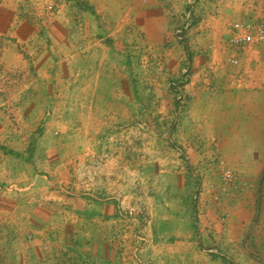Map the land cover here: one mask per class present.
<instances>
[{
  "label": "rangeland",
  "instance_id": "rangeland-1",
  "mask_svg": "<svg viewBox=\"0 0 264 264\" xmlns=\"http://www.w3.org/2000/svg\"><path fill=\"white\" fill-rule=\"evenodd\" d=\"M230 3L0 0V264H264V150L227 138L256 47Z\"/></svg>",
  "mask_w": 264,
  "mask_h": 264
},
{
  "label": "crops",
  "instance_id": "crops-1",
  "mask_svg": "<svg viewBox=\"0 0 264 264\" xmlns=\"http://www.w3.org/2000/svg\"><path fill=\"white\" fill-rule=\"evenodd\" d=\"M230 4L234 5V8L236 6V0H232ZM239 6L238 8L241 10L239 15H242L243 19L242 23L252 22L248 19L250 16H252L253 20H264V0H242ZM231 12L234 11L231 10ZM239 57L240 64L235 67L236 69L233 71V75L229 76V78L227 77L229 85L227 98L229 101L225 107L229 109L230 113L228 121H226L228 124L227 138L228 140H233L235 148L239 149V152L242 149L244 150L240 152L242 155H255L260 153L256 152V150H264V43L256 45V47L243 49ZM198 74L200 75V73ZM221 80L224 81V79ZM217 83H221L218 77L216 86ZM231 132L232 136L230 137ZM260 141H263L262 146H260ZM105 164L107 167L105 172L108 174L111 173L112 170L116 172V166L119 162L115 159L108 158ZM106 180L107 179H105V181ZM74 185L75 184H73L74 191H76L75 189L79 190L76 192L77 194L75 196L78 200L77 202L84 204L85 200H87L84 197L88 195L87 191L90 192V186L84 185L81 190L80 188L78 189L79 185ZM108 189L110 191H108ZM104 190L107 191L106 195L108 194L113 201H118L122 193L120 185L117 186L116 182H114L113 185H109ZM73 203L75 205V202ZM176 214L177 213H172L168 215V218L170 220L176 219ZM83 216L85 217V213H83ZM102 216L104 218L107 217L105 215ZM182 246H184V244L167 246L168 249L166 252L168 254H165L164 258L169 260V263H172L171 261L176 258L180 259L179 255H175L174 250H182Z\"/></svg>",
  "mask_w": 264,
  "mask_h": 264
},
{
  "label": "built area",
  "instance_id": "built-area-1",
  "mask_svg": "<svg viewBox=\"0 0 264 264\" xmlns=\"http://www.w3.org/2000/svg\"><path fill=\"white\" fill-rule=\"evenodd\" d=\"M234 37L231 43L236 47L259 45L264 43V23H236L234 25ZM232 64L238 65L237 59L232 60ZM227 178L231 181V173H227Z\"/></svg>",
  "mask_w": 264,
  "mask_h": 264
}]
</instances>
